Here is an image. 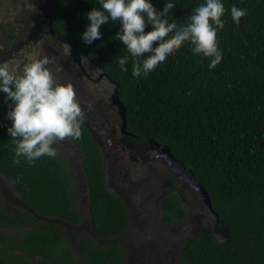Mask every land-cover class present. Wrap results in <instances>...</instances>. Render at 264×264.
I'll return each instance as SVG.
<instances>
[{"label":"trees","instance_id":"obj_1","mask_svg":"<svg viewBox=\"0 0 264 264\" xmlns=\"http://www.w3.org/2000/svg\"><path fill=\"white\" fill-rule=\"evenodd\" d=\"M223 2L225 27L217 33L223 59L215 69L210 71V61L193 56L191 46L185 45L148 81L137 83L131 62L128 72L118 66L119 57L127 54L123 43L114 39L118 21L102 25V39L93 44L81 40L85 15L100 7L99 0H54L53 30L114 82L133 142L166 146L210 197L226 239L218 243L207 232L197 234L184 246L179 264H264V0ZM201 3L152 0L157 13L167 4L175 7L167 20L178 28ZM233 5L247 9L239 25L231 19ZM150 31L146 27V33ZM8 126L10 122L0 118V171L36 212L79 223L75 180L62 153L57 150V158L42 157L32 165L26 161L15 165ZM68 139L83 155L92 232L104 239L125 233L128 214L121 200L105 188L99 147L82 125L80 138ZM162 208L171 211L165 224L184 216L178 198L165 199ZM80 240L86 264H122L120 245L91 248L88 236ZM60 241H65L61 227L45 224L25 232L17 248L50 261L58 256ZM66 258H71L69 253ZM0 264L37 263L13 254L0 239Z\"/></svg>","mask_w":264,"mask_h":264},{"label":"clouds","instance_id":"obj_2","mask_svg":"<svg viewBox=\"0 0 264 264\" xmlns=\"http://www.w3.org/2000/svg\"><path fill=\"white\" fill-rule=\"evenodd\" d=\"M99 5L86 13L81 40L93 44L102 39V25L118 21L114 39L123 43L127 53L119 57L118 66L121 72H128L131 62V75L137 83L148 81L185 45L191 46L193 56L210 61V71L223 59L217 41L218 31L225 27L223 0H203L179 28L168 23L167 17L175 10L169 4L162 13H157L152 0H99ZM230 14L232 22L239 25L247 9L233 5ZM146 27L152 31L146 33ZM64 52L70 54V45L64 44ZM87 62V57H81V63ZM53 63L39 43L19 58L0 61V94L7 106L5 120L10 126L6 131L15 146V165L25 161L32 165L42 157L55 159L58 152L54 145L81 136L84 117L80 101L73 86L61 82V68L54 72L49 67Z\"/></svg>","mask_w":264,"mask_h":264},{"label":"rangeland","instance_id":"obj_3","mask_svg":"<svg viewBox=\"0 0 264 264\" xmlns=\"http://www.w3.org/2000/svg\"><path fill=\"white\" fill-rule=\"evenodd\" d=\"M44 6L45 0H0V21H2L0 22V40L5 42L4 34H7L14 25H19L21 21L29 19V16L39 14ZM30 25L32 23L28 26ZM34 44L23 49L20 47L21 50L16 49L12 52L13 56L19 58L22 52ZM39 44L43 53L54 61L49 67L54 72L58 66L61 68L59 73L61 82L70 83L73 86L82 112L88 117L90 128L94 129L96 135L99 134L104 147L106 170L109 174L112 172L115 177L114 181L118 182L121 179L123 182L121 192L125 195L130 207V225L125 233L111 239H104L92 232L86 221L88 220L86 213L88 194L82 171V155L74 145L65 140L59 144L60 150L62 155L70 161L74 175L79 178L80 200L84 208L85 223L73 226L64 221L58 222L56 219H44V221L59 224L69 235L75 232L88 234L93 239L95 247L106 248L110 245H122L126 251L124 264H178V248L182 239L188 236L187 234L209 231L225 238L224 228L216 223L204 203L197 199L196 202L190 203L189 215L185 221L164 228L159 225L157 200L155 199L161 192L167 190L168 170L166 166L164 167L160 161L156 160V157H153L152 150L133 146L127 139H123L117 130L115 133L113 130V121L117 120L115 113L107 111L108 104L106 102L100 104L98 99L102 95V89L85 79L78 65L72 61L71 55L65 54L63 44L49 43L47 39L45 44L42 42ZM82 67L91 79H96L101 74V71L90 61L82 63ZM103 89L108 90L109 95L113 96L114 87L112 85H106ZM182 181L185 182L183 179ZM144 182L146 184L140 188V184ZM184 191L185 193L190 192L189 196L192 200L196 198L193 192L186 188ZM4 193V190L0 188V195ZM75 253L78 258L76 250Z\"/></svg>","mask_w":264,"mask_h":264},{"label":"flooded vegetation","instance_id":"obj_4","mask_svg":"<svg viewBox=\"0 0 264 264\" xmlns=\"http://www.w3.org/2000/svg\"><path fill=\"white\" fill-rule=\"evenodd\" d=\"M30 23H32V25L28 26ZM43 24V25H42ZM26 27V28H25ZM17 32V33H13V32ZM28 32V33H26ZM54 33L56 34V32L54 31ZM57 35V34H56ZM4 39L5 42H2V40H0V61H8L11 60L13 58H18V57H14L12 52L16 51V49H23L26 48L27 46H29L30 44L35 43L34 45H36L39 42H42L45 44V41L47 39V42L49 43H61L60 41L57 40V38L52 35V33L49 30L47 21L44 18L43 13L41 14V12L39 14H36L34 16H29V19H27L26 21H21V23L19 25H14V27H12L9 32L7 34H4ZM58 36V35H57ZM63 44V43H61ZM64 45V44H63ZM20 49V50H21ZM79 69L82 73V75H84L85 79L89 82L92 83L94 86H100V88L102 89V95L100 96L99 101L100 104H104V102H106L107 105V111H114L115 116L117 118V120L113 121L114 127L113 130H117V132L122 135L123 139H127L128 142L133 145V146H137V147H143L149 150L153 151V157H156V160L160 161L164 167L166 166L167 173L168 175H166V188L167 190L161 192L155 200H157V204H156V210L157 213L159 215V225L164 228V227H170L171 225H176L179 223H182L183 221L186 220V218L189 215V205L190 203L196 202V199L199 201H202V203H204L202 196L200 195V193L192 186H190L186 181L183 183L182 179H179L174 173H173V166L168 163L165 158L163 157L161 151L158 149V147L156 145H151V146H142L140 144H136L133 142V140L131 139L132 137H130L129 134H122L121 133V120H120V115L118 112V107L113 103L112 100V96L109 95L108 90L103 89L106 88V85H109V82L104 79L103 77L100 76V74L97 76L96 79H91V77H89V75L85 72V70L83 69L82 66H79ZM97 82H101L103 84H98ZM111 85V84H110ZM113 86V85H112ZM4 97L3 94H0V118L4 119L5 118V113L7 111V106L4 104L3 102ZM84 120L82 121V127H84L89 134L91 135L94 143L99 147L100 153L102 155V161H103V171L105 174V188L112 194H114L115 196H117L123 206L126 209V212L128 214V221H129V225H130V207L128 204V201L125 197V195L121 192L123 191L121 189V187L123 186V182L121 181V179L117 182L114 181V175L112 174V172H110V174L108 173V171L106 170V158H105V153H104V147L102 145V142L99 139V134L96 135L94 132L93 128H90V122L88 120V117L84 116ZM91 119V117H90ZM116 133V131H115ZM67 142H69L70 144L74 145L75 148H77L79 151L80 149L77 147V145L75 143H73L71 140H69L68 138L65 139ZM57 150L61 153L60 150V145L57 144L55 145ZM81 155L82 152L80 151ZM63 158L65 159V162L68 164L69 167V171L72 174L74 180H75V187H76V199H77V207L79 210V215H80V222L75 224L72 223L70 221L61 219V218H57V217H51V216H45L42 215L38 212H36L32 207H30V205L28 204V202L26 201V199L19 193V191L17 190V188L15 187V185L13 184L12 180L10 179V177H8L7 175H5L3 172L0 171V188H2L4 190V194L0 195V239L7 242L8 244V248L9 250L13 253L16 254L17 256H25V257H31L33 259L34 262H36L37 264H76L78 262L80 263H84L86 264L82 258H81V253H80V239H82L83 236H88L91 239V244L87 245V247H91V248H99V247H95L94 245V241L93 239L86 233H78L75 232L72 235L66 234V230L63 229L62 226H60L59 224H54V225H58L59 227H61L64 235H65V241H60L59 243V251H58V256L51 259L50 261H44L42 259L41 256L35 255L31 252L28 251H22L20 249L17 248V245L21 238L22 235L29 231L32 230L33 228L37 227V226H41V225H45V224H53V223H48L45 222L44 219H56L58 222L59 221H64L68 224H71L73 226H80L81 224L85 223V216L83 214V206L81 204V189L79 187V178L78 176H75L73 171L71 170L72 165L70 163L69 160H67L65 158V156L63 155ZM154 161V160H153ZM154 163V162H152ZM151 163V164H152ZM82 171H83V155H82ZM84 173V172H83ZM85 176V175H84ZM86 180V177H85ZM146 183H141L140 184V188L141 186L145 185ZM185 188L191 192H193L196 195V198L194 197V200H192V198H190L188 193H185ZM120 190V191H119ZM88 194V193H87ZM174 198H178L180 200V209H182V212L184 214L183 217H180L178 220H174L172 218V220H174L172 223H164V217H167V215L171 216V211L167 212L162 208V203L165 199L171 201ZM205 205V204H204ZM87 206H88V201H87ZM87 218L86 219L87 223H89V216H88V208H87ZM61 223V222H60ZM217 223V221H216ZM91 227V226H90ZM223 228V227H222ZM207 233H209L210 235H212V237L218 242V243H222L225 241L226 238H222L221 236H218L214 233H211L209 231H206ZM187 237H184L180 243V247L178 248V259L179 256L181 255V252L184 249V246L186 245V243L193 237L196 236V234H187ZM78 237V239H76L75 237ZM72 238V239H71ZM124 251L123 253V258H122V264H124L125 261V248L120 245ZM109 247V246H108ZM75 250L77 251L78 254V258L77 255L75 253ZM70 254V259L66 258L67 254ZM178 264H179V260H178Z\"/></svg>","mask_w":264,"mask_h":264},{"label":"water","instance_id":"obj_5","mask_svg":"<svg viewBox=\"0 0 264 264\" xmlns=\"http://www.w3.org/2000/svg\"><path fill=\"white\" fill-rule=\"evenodd\" d=\"M40 12L43 13L44 18L47 21L49 30L52 33V35H54L57 38V40L60 41L61 43H63V44L66 43V44L70 45V49H71L70 55H71V58H72V61L74 62V64L76 63L77 65L82 66L81 57H83V56L76 49L75 45L73 43H71L70 41H68L67 39L62 38L60 36H57L54 33V30L52 28V19H53V15L55 12L54 0H45V6L41 9ZM100 76L103 77L104 79H106L109 82V84L114 86V82L105 73L101 72ZM112 100H113V103L118 107V112H119L120 120H121V129H120L121 133L124 135L128 134L126 131L125 108H124L123 104L119 101L117 89L115 87L113 89ZM155 145L161 151L165 160L173 166V168H172L173 173L178 178L186 181L190 186L194 187L200 193V195L203 198V201H204L206 208L213 215L215 221H218L217 214H215V212L212 210L210 197H209L207 191L203 188L201 183L198 182V180L195 178L193 173L189 169H187L185 165H183L182 163L177 161L173 157L170 150L166 146H161L159 144H155ZM204 232H206V231H200V232L195 233V234L197 235V234L204 233Z\"/></svg>","mask_w":264,"mask_h":264}]
</instances>
